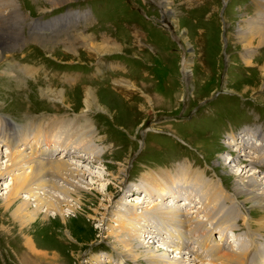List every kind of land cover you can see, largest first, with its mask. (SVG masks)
Returning <instances> with one entry per match:
<instances>
[{"label":"rangeland","instance_id":"obj_1","mask_svg":"<svg viewBox=\"0 0 264 264\" xmlns=\"http://www.w3.org/2000/svg\"><path fill=\"white\" fill-rule=\"evenodd\" d=\"M13 1L20 16L25 17L21 30L26 37L33 28L48 38L46 42L28 40L3 53L0 119L17 127L27 123L46 129L56 121L77 123L84 116L93 129L90 144L101 152L96 159L91 149H82V160L76 154L66 156L65 160L75 161L80 173L86 172L84 183H79L84 188L76 189L81 194L75 196L79 202L67 198L74 208L62 203L63 216L36 210L35 217L32 214V219L22 222L24 219L14 214L21 197L10 201L5 195L12 176L25 173L26 166L0 174V264H146L144 256L150 253L162 255L166 264H177L179 257L182 260L178 264H210L211 252H203L201 247L209 230H213L211 241L221 245L216 251L218 255L244 243V250L249 253L246 263L254 264L257 257L263 256L264 226H258L262 209L248 201L243 204L223 198L218 200L219 209L215 204L207 205L203 197L209 194L208 190L201 196L200 190L204 189L196 181L187 180V176L185 181L174 184L178 201L171 198L170 202H161L153 194L149 197L151 203H144L146 212L155 216L143 217L146 223L150 222V227L144 228L154 231L152 235L145 233L151 239L143 242L138 232L129 233L128 220L121 228L116 215L121 201L132 204L143 199L135 188L148 170H165L173 178L180 174L184 177V168L203 171L205 182L213 183L215 194L221 192L217 184L223 186L224 193H233L235 184L241 182L234 175V164L228 165L237 155L236 148L227 143L233 133L238 135V141L247 130L264 135V45L256 38L248 51L240 38L241 29H246L248 19L255 15L256 1L68 0L57 6L49 0ZM71 12L86 16L76 17L71 22L74 27L64 28L68 20L63 19ZM45 22L54 25L43 26ZM78 32L85 38L89 35L94 44L103 45L102 50L91 49L86 39L76 36ZM66 34L71 41L66 40ZM187 60L190 66L184 72ZM88 88L96 96L89 109L83 104ZM60 91L64 92V101L56 98ZM4 137L0 133V171H5L10 151L25 148V152L31 153L33 149L21 142L8 148L11 144H6ZM257 138L246 140L252 142L249 147L254 146ZM39 143L44 144L36 145ZM263 147L260 152L256 148L248 150L254 152L252 156L258 155L263 153ZM258 159L262 164L257 169L264 172V160ZM51 182L52 179L46 182L47 188L55 191ZM106 187V194L99 192ZM189 192L191 197L187 198ZM191 199L200 202L198 207H202L197 210L201 212L191 213L197 208ZM6 203H10L8 208ZM167 205L183 208L180 225L175 217L167 221L148 208L164 209ZM205 205L215 211L212 216L205 215ZM124 206L130 211V205ZM67 209L70 211L66 212ZM241 211L246 218L238 215ZM159 218L166 222V230L180 228L168 244L172 250L182 247L180 254L170 248L165 250L168 235L166 230L164 234L158 233L162 225ZM180 234L187 237H182V243L178 241ZM196 236H201V244L196 245ZM26 239L30 240L32 250ZM147 240L150 241L146 243ZM124 257L129 259L121 260Z\"/></svg>","mask_w":264,"mask_h":264},{"label":"bare ground","instance_id":"obj_2","mask_svg":"<svg viewBox=\"0 0 264 264\" xmlns=\"http://www.w3.org/2000/svg\"><path fill=\"white\" fill-rule=\"evenodd\" d=\"M49 1L53 6H57V5H60L61 3L66 2L68 0H49ZM255 1H256L255 2L256 5H257V9L255 10V15L248 19L247 24H245V26L247 28L246 29L242 28L241 32H240V38L242 40V45L248 51H249V49L252 48L254 39H256V38L259 39L260 45H264V0H255ZM6 9H8V11ZM20 15L21 14L17 11L15 3L13 0H0V59L2 58V55L4 52H10L11 50L15 49L16 45H18V46L23 45L28 40H32V39L35 41H38V42H40V41L46 42V40L48 38V37L43 38L42 36L39 35V33L32 30L33 28L29 31V34L26 37V35L21 30V23L23 22L25 17L20 16ZM80 15H81V18H83V19L86 16L85 14L84 15L80 14V12L68 13L67 16L63 19L64 21L68 20V24H66L64 26V28L65 27L70 28L69 26L74 27L75 25H72L71 22H74L73 19H75V17L80 16ZM72 16H74V17H72ZM33 25H34V23H33ZM53 25L54 24L51 23L50 26H53ZM77 35H79L83 39H86L85 41L88 43V46L91 49L102 50L103 45H100L98 43L94 44L95 42L94 43L92 42L93 39L89 35L86 38H85V36L84 37L82 36V35H84V34H82V32L76 33V36ZM65 37H67L66 38L67 41H71L69 34L68 35L66 34ZM105 41L107 42V40H105ZM107 46H108V43H107L106 47ZM245 62L250 63V60L245 58ZM183 65H184L183 71L186 72V68L188 66H190V61L187 60V62H184ZM25 69H28V68L26 67ZM49 91L51 92V90H49ZM63 93H64L63 91H60L59 95H57L56 98L61 99V101H64ZM84 98L85 99H84L83 104H84L85 108L89 109L90 103L92 101L96 100V96L94 95V91L92 89L88 88L85 91V97ZM77 123H79V125ZM77 123L73 122V120H67L66 123H64L63 121H56V122L52 123L48 128L41 129V127L35 128L34 127L35 125H31V124H27V123H26V125H23L21 127H17L16 125H13V124L9 125L8 123L2 122V120H0V133L5 134V137H4L5 140L4 139L3 140L6 144H9V145L11 144V146H9L8 148L16 147V144H18V142H19V144L21 142V144H23V145H29L30 149L33 148V149H31V153L25 152L24 151L25 148L20 149L18 152H15L14 150L10 151L9 154L6 155L8 165H6V169L4 168L5 171L4 170L0 171V174L2 172H4L2 174H5V173L8 174L9 172H13L14 169H19V168L25 169L24 166H26L27 171L24 170L25 173H23V171H22L21 174H18V175L16 174V175H14V177L12 176V181L10 183V187L9 186L6 187L7 192L5 195V199L7 198L10 201L11 200H17L18 198L21 197V201L14 208V214L16 216H18L20 219H24L22 222H26L29 219H32L33 217H35L36 214H34V213L36 210H43V212H45V213H47L49 211H53L54 213L52 215L55 216V215L59 214L60 216H63V213L65 211L63 210L64 208L62 206V203H65V205L67 207H70L72 209V208H74V206L70 204L68 199L71 198V201L74 200L76 202H79L75 196H78L80 193L76 189L84 188L79 183H84L86 171L83 173L82 172L80 173L78 168L75 167L76 166L75 161L73 162V161L65 160V158L68 155L72 156L73 154H76L75 157H77V159L81 158V160H82L83 156L80 155V152L82 151V149H85L84 151H87V150L89 151L91 149L92 155L94 154L93 159L94 158L96 159L100 155L101 151L98 152L97 149L93 148L92 145L90 144L92 141V137H93V129H92L91 123L88 121V119L83 116L82 121H78ZM257 134H258V138L256 137ZM243 135L244 136L242 138L240 137V141H238V135L233 133L232 137H231V141L229 143H227V144L231 143V145L236 148L234 151L237 152V155H236V157H234L232 160H230L228 162V165H230L232 163L234 164V165H232V167H234V168L236 167V169H235L236 172L234 175L237 176L238 181L239 180L241 181V182H238L237 184H235L233 193H231L227 190H226L227 192L224 193L225 189H223V186L220 184H217L216 188H219V190L221 192L220 193L217 192L215 194L212 191L213 189L215 190V187L211 186V184H213V183L205 182L207 179L205 180V172H203V171L200 172L198 170H193L190 172L186 168H184L182 170V172L184 173V177H181L180 176L181 174H180V175L175 176L173 178L170 175L168 176V174L166 173L165 170L164 171L161 170L158 172H156L155 170H148V171H146L145 174H142L140 176V184L137 185L139 187L135 188V191L138 190L139 192L142 193L143 199H137L132 204L131 203L130 204L122 203V201H121L120 205H118V207H117L116 215L118 216L117 220H119L120 224H122L121 228H124V222H125V220H128V221H130L129 226L131 225V227H128L129 233L132 231H133V233L135 231L138 232V234L142 237L143 242L147 238L151 239L152 236H150V235H152L154 233V231H153V229L152 230H146L150 227V222L146 223L143 217H145L144 215H146V216L153 218L154 215L152 216V214H148L146 212L147 208H145L146 205L144 206V203L145 204L151 203L149 197L153 194H157L158 197H156V198L159 199V201H161V202L162 201L165 202V200H166V202H170V201H168V199H171V198H172V201L173 200L178 201L177 198H175L178 196V193H175L173 191V187H174L175 182L185 181L186 176H187V180H190L191 182L196 181V183H198L196 185H198L204 189V191L200 190L202 192L201 196L202 195L204 196V192L206 189L208 190L209 194L206 197H203V200H205V203L207 205L208 204H215V207L219 209L220 208V202L218 200H219V198L220 199L223 198L224 200H227V201L229 199L230 200L233 199V201L237 200L238 202L243 203V204L246 203V201H248L253 205L259 206V208L262 209L263 213L260 217V221L258 222V226H259V228L261 226H264V172L261 171L262 168L257 169V168H259L257 166L262 164L259 161L258 157L261 158L262 160H264V151H263V153H260V154L257 153L258 155L252 156L251 154H253L254 152L248 150L249 148L252 150L253 149L255 150V148H256L258 150V152L262 151L261 147L264 146L263 145L264 144V135H262L261 132H258L256 130H247L245 133H243ZM251 138H257V139H256V141L255 140L253 141L254 146L249 147V145H252V142L249 143V142H246V140L248 139L249 141H252L253 139H251ZM38 142H42L44 144L40 145V143H39L38 145H36V143H38ZM255 144L256 145L260 144L261 147L260 148L255 147ZM263 149H264V147H263ZM60 154L62 156L64 155V158L57 157ZM0 155H1V153H0ZM84 155H86V154H84ZM243 156H245V157L247 156V158H245ZM54 157H57V158H54ZM241 157H243V159ZM0 158H2V157H0ZM238 159H240L239 162L242 163V165H238L239 164ZM234 160H235V162H234ZM120 170H122V169H120ZM100 176L102 177V175H100ZM76 177H77V182H74V179ZM258 177H260V179H257ZM81 178H82V180H81ZM51 179H52V182H51L52 186H55V191H50L47 188L46 182L47 181L50 182ZM140 187L142 188L141 191L138 189ZM167 188L170 189V191L167 192V193H169L168 195L166 193ZM103 190H104V192H102V191H99V192L106 194L108 192V187L104 188ZM128 190H130V188ZM139 192H137V193H139ZM21 193H22V195H21ZM126 193H128V192L126 191ZM124 195H125V193H124ZM135 195H136V193L133 195H130L129 197H132ZM137 195H140V193ZM190 195H191V193L189 192V195L187 198H189ZM238 195H243L242 199L238 198ZM109 196L111 197V194H109ZM187 198H185V199L187 200ZM185 199H181V200L183 201ZM239 199L242 200V202L239 201ZM191 200H192L191 204L194 203L195 206L197 205V208L195 207V209L191 211V213H194L199 207H202V206L198 207L200 202H198L197 200H193V199H191ZM201 200L202 199H200V201ZM195 201H197L196 202L197 204L195 203ZM233 201H231V202H233ZM31 203H33L32 208L28 209L27 206L30 205ZM216 203H218L217 206H216ZM172 204H175V203H172ZM235 204H237V203H235ZM9 205H10V203H6V205H5L6 208H8ZM124 205H130L131 206L130 211H128V208ZM205 206H204V208H205ZM215 207L212 206V208H215ZM148 208L154 210L150 213L162 215L164 217L163 218L164 220L168 221L171 219V217H175L173 219L176 221L177 225L179 223H182L183 218L181 219L180 214H182L181 212H183L182 211L183 208L179 210V208H177V207L175 208V205L173 208L170 205H167V208H164V209H159L157 207L155 208L152 206L148 207ZM137 209H143V211H141V210L138 211ZM68 211H70V209L66 210V212H68ZM197 211H199V210H197ZM212 211L215 212L213 209L209 210V206H206V209L204 210V212L206 213L205 215H207V216L211 215ZM199 212H201V211H199ZM132 213H134V214H132ZM143 213H145V214H143ZM186 213L190 214L189 211ZM32 214H34L33 217H31ZM130 214L132 216L134 215L135 218L134 217L129 218ZM238 215H242V211ZM244 217L245 216L242 215L241 218L244 219ZM188 218H189V216H188ZM133 219H136V221H133ZM142 219L144 220V222H142ZM193 219L194 218L191 217V220H193ZM185 220H186V216H185ZM178 221H179V223H178ZM195 221H197L196 223L200 222V220H195ZM165 223L166 222L162 221V225L160 226L161 229H160V231H158L159 234H160V232L163 234L165 233L166 227H168ZM246 224H248V230H249L251 228V226L249 225L250 223L247 222ZM219 225H220V223H219ZM144 226H146V229L144 228ZM163 226H164V228H163ZM195 226L198 227L200 225H195ZM191 227H192V225H191ZM191 227H189V228H191ZM144 229L146 231H144ZM179 229H178V227L171 229L172 232L169 231L168 229L166 230V235H168V238H166L167 244H166L165 250H167L168 248L171 247L170 245H169L170 247H168V244H170L169 243L170 240H172V239L174 240V235H175L176 231L179 233ZM124 231L128 232V230H126V229ZM188 231H190V230L188 229ZM115 232H113V233L116 235L119 234L118 232H117L118 234ZM120 232H123V231H120ZM146 232H148L150 235L149 234L146 235L145 234ZM207 232H209L208 236L203 234L206 236V242L201 244V240H202L201 236H196V242L195 243H196V245H197V243L201 244L203 252L204 251L205 252H208V251L211 252L212 258L210 260V264H249V262L246 263L247 254H249V253H247L248 250L247 251L244 250V246H243L244 243L238 245L235 248V249L238 248L237 250L230 249V250H227V252H224L223 255H218V253L216 251L220 250L221 245L218 244V242L211 241L210 235H212L213 230H209ZM248 232H250V231H248ZM180 233H184V232L182 231ZM163 234H161V235L163 236ZM190 234H191V231H190ZM250 234H249V236H252ZM171 236H172V239H171ZM182 237H184V236L182 234H180V238H178L179 239L178 241H180V243L183 242ZM184 238H187V237H184ZM148 241H150V240H147L146 243ZM25 242H26V245H28V248L30 250H32L33 246H30V244H31L30 240L26 239ZM122 242H126V241H122ZM230 242L232 243L233 240L232 241L230 240ZM127 245H129V244L127 243ZM194 247H196V246H194ZM181 248L182 247H179V249H176V250L175 249L172 250L171 248L170 249H171V252L177 251V253L180 254L181 250L183 249V248L182 249ZM249 248H250V246H249ZM251 248H253V250H254L256 247L254 245H252ZM198 249H200V248H198ZM126 250H128V249H126ZM190 250H191V253H193V250L192 249H190ZM195 250H196V248H195ZM185 251L182 252V254H185L186 253ZM119 253L120 254L122 253L124 255V252H122V251ZM195 253H197V252H195ZM253 255H252V258L254 259ZM130 256H132V255L130 254ZM198 256L199 255H195V257H198ZM263 256H260L261 258L257 257L256 258L257 260L253 261V263L254 264H264V257ZM144 258L146 260V264H166V262H167L166 259L162 255H161V257L160 256H153L151 253L149 255H145ZM123 259L128 260L129 258L128 257L121 258V260H123ZM181 260H182V257H179V259H177L178 263ZM260 260H262V261H260ZM177 261H176V263H177ZM200 261H202V260H200ZM251 263H252V261H251Z\"/></svg>","mask_w":264,"mask_h":264}]
</instances>
